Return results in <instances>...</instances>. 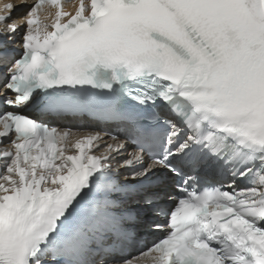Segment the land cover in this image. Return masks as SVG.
Instances as JSON below:
<instances>
[{
  "label": "snow or ice",
  "instance_id": "1",
  "mask_svg": "<svg viewBox=\"0 0 264 264\" xmlns=\"http://www.w3.org/2000/svg\"><path fill=\"white\" fill-rule=\"evenodd\" d=\"M0 264H264V0H0Z\"/></svg>",
  "mask_w": 264,
  "mask_h": 264
}]
</instances>
